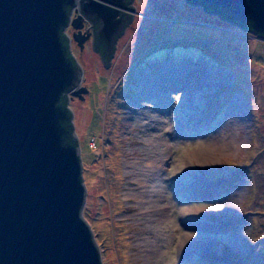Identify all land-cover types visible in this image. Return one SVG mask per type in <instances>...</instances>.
Masks as SVG:
<instances>
[{
  "label": "rangeland",
  "instance_id": "1",
  "mask_svg": "<svg viewBox=\"0 0 264 264\" xmlns=\"http://www.w3.org/2000/svg\"><path fill=\"white\" fill-rule=\"evenodd\" d=\"M133 6L108 66L66 28L88 89L68 99L82 215L104 262L264 264V37L186 0ZM225 130L237 145L219 151Z\"/></svg>",
  "mask_w": 264,
  "mask_h": 264
},
{
  "label": "water",
  "instance_id": "2",
  "mask_svg": "<svg viewBox=\"0 0 264 264\" xmlns=\"http://www.w3.org/2000/svg\"><path fill=\"white\" fill-rule=\"evenodd\" d=\"M129 1L0 0V264H106L82 215L78 138L73 126L65 127L73 116L68 99L83 98L88 89L80 64L67 57L62 32L70 26L81 50L91 36L108 66L133 17L126 13L134 12ZM186 2L208 13L219 7L264 37V0ZM75 6L80 13L69 23ZM83 18L93 25L91 35L84 34Z\"/></svg>",
  "mask_w": 264,
  "mask_h": 264
},
{
  "label": "bare ground",
  "instance_id": "3",
  "mask_svg": "<svg viewBox=\"0 0 264 264\" xmlns=\"http://www.w3.org/2000/svg\"><path fill=\"white\" fill-rule=\"evenodd\" d=\"M83 22H84V26L85 27H87L88 25H89V19L88 18H83ZM82 78V77H81ZM187 93H189V91L187 90V92H185L184 94H187ZM232 108H234V105L232 106ZM235 111H236V109H235ZM241 112L239 111V109H238V111H236V112H234L233 113V118H231L232 119V121H233V124H239V122L240 123H243L245 120H246V118L244 117V116H241V114H240ZM244 113L242 112V115H243ZM233 130V129H232ZM232 130L229 132V131H227V130H225V131H222L223 132V135H221V136H218V137H214V141H215V147H218V150L220 151V150H224V149H229V150H231L232 148H234V147H236V145H237V143L235 142V143H233L232 142ZM229 136H230V138H229ZM213 141V142H214ZM135 161V163L136 164H138L139 165V170H140V172L142 173L143 172V168H146V167H152V165H153V162H152V160H151V158H149V157H144V158H141V160H138V159H136V160H134ZM160 163H162V161L161 160H159L158 162H156V165H158L159 166V164ZM147 168V169H148ZM158 168H160V167H158ZM147 169H146V171H147ZM143 173H146V172H143ZM141 185H144L145 184V182H144V180H141V183H140ZM146 185L147 186H149L150 187V185H148V183H146ZM147 186H145V188L143 189V192H142V194L145 192V191H151V189L150 188H147ZM159 186V185H158ZM143 187V186H142ZM159 191H160V193H161V196L163 195L164 196V189H162L160 186H159ZM153 190V189H152ZM231 205H232V203H231ZM211 248H214V245H212V247ZM176 264H180V263H176Z\"/></svg>",
  "mask_w": 264,
  "mask_h": 264
},
{
  "label": "trees",
  "instance_id": "4",
  "mask_svg": "<svg viewBox=\"0 0 264 264\" xmlns=\"http://www.w3.org/2000/svg\"><path fill=\"white\" fill-rule=\"evenodd\" d=\"M208 11H210V13H213L214 15H219L224 20H226L227 22H229V23H231V24H233L235 26H238V27H240L242 29H249V30H251V28L249 27L248 24H245V23L241 22L238 18L231 19L228 16V13H226V11H223L222 12L219 7H215V8H211V9L209 8ZM62 38L64 40V43H65L66 47H67V49H66L67 50V57L70 58V59H72L73 63L75 64L76 63L75 58L72 57V53H71V51L69 49V45H68V42H67L68 40H67V37L65 36V33L64 32H62ZM67 98H68L67 93L62 94V96H61V104L64 105L65 102H66V100H67ZM68 113H69V116H71V112L69 110H68ZM66 126H67V129L69 131L72 130L73 123L71 122V120L70 121L68 120L65 123V127ZM228 185L229 184H227L226 186H228Z\"/></svg>",
  "mask_w": 264,
  "mask_h": 264
},
{
  "label": "built area",
  "instance_id": "5",
  "mask_svg": "<svg viewBox=\"0 0 264 264\" xmlns=\"http://www.w3.org/2000/svg\"><path fill=\"white\" fill-rule=\"evenodd\" d=\"M79 13H80V12L78 11L77 6L73 7V9H72V11H71V13H70V15H69V23H70L71 20H72L73 18H75ZM92 28H93V25H92L91 23H89V25L86 27V29H90V30H92ZM64 33H65V35L68 37V40H69V49L72 51L71 44H70V36H69V34L67 33L66 29H64Z\"/></svg>",
  "mask_w": 264,
  "mask_h": 264
},
{
  "label": "flooded vegetation",
  "instance_id": "6",
  "mask_svg": "<svg viewBox=\"0 0 264 264\" xmlns=\"http://www.w3.org/2000/svg\"><path fill=\"white\" fill-rule=\"evenodd\" d=\"M129 5H130V6L133 5V1H132V0L129 1ZM196 7H197V6H196ZM126 13H130V14L133 16V10H130V11L126 10ZM131 20H132V19H130L129 17L126 19V25L124 26L125 29L128 27V25H129V23L131 22ZM84 27H85V26H84ZM125 29H124V30H125ZM83 30H85V29L83 28ZM72 31H73V30L71 29V32H72ZM85 31H86V32H89V33H85V34H90V33L92 34V31H91L90 29H86ZM91 34H90V35H91ZM90 41H91V36H90V39H89L88 43H89ZM72 43L75 44L76 42L72 41ZM85 43H86V41H85ZM85 43H84V46H86ZM72 46H73V45H72ZM84 46H83V47H84ZM97 52H98V51H97ZM99 53H100V52H99Z\"/></svg>",
  "mask_w": 264,
  "mask_h": 264
},
{
  "label": "clouds",
  "instance_id": "7",
  "mask_svg": "<svg viewBox=\"0 0 264 264\" xmlns=\"http://www.w3.org/2000/svg\"><path fill=\"white\" fill-rule=\"evenodd\" d=\"M72 41H74V40H72ZM75 42V41H74ZM71 51V50H70ZM71 53L73 54V56H74V58H75V60H76V57H75V55H74V53L71 51ZM77 61V60H76ZM78 62V61H77ZM79 63V62H78Z\"/></svg>",
  "mask_w": 264,
  "mask_h": 264
}]
</instances>
